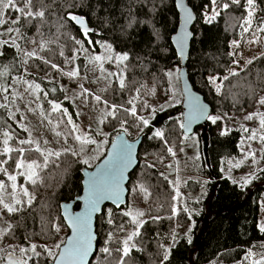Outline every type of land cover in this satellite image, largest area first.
Instances as JSON below:
<instances>
[{"label":"trees","instance_id":"1","mask_svg":"<svg viewBox=\"0 0 264 264\" xmlns=\"http://www.w3.org/2000/svg\"><path fill=\"white\" fill-rule=\"evenodd\" d=\"M68 2L78 4L79 6L72 10L77 14L85 15L89 19L90 26L96 28L98 34L93 37L95 41H106L113 45L115 52L126 51L133 57L139 56L145 61L147 71H144L135 59L130 62L133 67L129 73V79L136 82L134 86L141 83L147 86L142 92V99H146L151 107L157 109L155 118L152 119L148 111L140 110L139 103L137 105L138 114L151 119V126L148 128L137 127L132 123V118L127 117L129 122L125 125L128 129L125 133L129 139L136 140L144 136L138 156L139 164L130 175L127 206L118 210L107 205L97 218V249L105 245L107 234L112 228L107 223V209L112 210L113 219L120 223L130 219L121 215L122 210L126 211L133 206L146 212L150 211L151 215L165 217V219L156 223L149 221L144 225L140 245L143 251L134 250L128 264H160L159 244L172 248L166 264H213L216 262L235 264L247 255L249 248H252L253 252L264 250L260 247L264 245V233L258 229L261 200L264 197V172L257 174L258 178L253 179L246 187L233 183L225 170L227 160L240 154L242 135L236 129L230 131L228 135H221L223 121L230 122L232 120L230 116L233 113L242 115L253 111L257 104V96L264 94V54L253 61V64L248 65L245 71L240 72L239 76L230 77L228 81H225L220 95H216L208 80L214 75L222 77L230 69L233 63L230 43L241 38L242 29L239 22L232 21L230 27L229 23L225 22L228 13H222L221 17L214 22L207 23L204 21V12L210 9L208 0H187L197 17L192 30L193 39L187 63L189 78L194 89L202 94L205 101L211 105L212 114L218 112L226 118L215 124L208 121L206 126L199 128L197 130L199 145L194 148L188 146L187 140L184 139L183 129L179 127L183 120L181 91L179 89L178 92L180 101L170 99L171 81L164 75L166 71H178L180 68V59L172 44V37L179 27L176 1L154 0L157 5L155 15L141 17L144 20L151 19V25L142 27L131 39L123 36L119 29V24L124 21L122 12L125 10L126 0H68ZM57 3L64 5L65 0H57ZM258 4L257 17H264V0H258ZM230 11L233 17H240L243 14L242 9ZM56 12L58 15H63L60 8H57ZM11 16L15 19L17 14L12 12ZM24 23L21 19L20 24L12 26L20 27L21 32L29 38L39 39L35 27H24ZM153 25L155 28L152 27ZM154 30L160 33L158 39L150 35ZM43 31L45 39H48L55 33V28L51 29V33L47 27ZM61 32L63 35L60 36L59 46L63 47L66 56H71V50L75 45L70 37L83 39L80 29L68 22ZM19 42L29 51L35 48L40 56L52 59L64 71L73 68V65L66 64L63 57L58 55L59 46L56 44L49 45L53 49L49 52L47 49L40 51L36 45L26 41ZM2 51L4 55L0 56V70H3L4 65L9 67L11 74L8 80L10 81L12 76H23L24 69L19 63L21 57L17 55L15 49L5 46ZM101 51L103 48L97 46L94 52L97 54ZM145 53L148 55L145 56ZM14 58L15 67L12 66ZM148 60H151L150 64L147 63ZM33 64L40 65V68L32 67ZM75 64L80 67V77L78 76L77 79L59 75L38 59L28 61L27 71L32 73L29 77L36 81L39 79V84L49 93L52 87H56V99L62 101V98H65V92L60 90V85L79 82L83 84V73L86 67L88 72V62L83 56L76 60ZM48 72L54 78V83H48L46 78ZM98 76H101V73ZM106 83L104 79L101 81V84ZM177 86H180L179 82ZM149 90H154V92L149 94ZM129 95L128 90L121 92L115 84L108 91L101 93V96L111 103L125 104V106H127L126 99ZM88 102L91 106L95 108L101 106L104 110V105L97 104L91 96L88 97ZM161 103H165L164 110L158 107ZM67 106L70 113L74 114L70 100ZM220 110L225 113H221ZM120 116L123 118V113H120ZM102 126L109 135L108 145L114 135L124 132L120 124L111 118ZM157 129L165 132L168 145L153 136ZM16 146H18V141H16ZM167 146L174 148L177 153L175 157L167 153ZM181 148L183 151H180ZM102 158L103 155L97 159L95 165ZM150 164H154L155 167H147ZM169 164L172 168L167 167ZM58 165L50 164L48 169L42 173L44 185L36 186L35 189L30 188L35 191L37 198L31 209L4 217L14 224L19 222L20 226L16 229L14 237L5 238L0 243L9 244L11 242L22 246L27 244L24 237L29 236L33 243L52 247L55 243L65 240L68 229L61 215V204L69 203L82 194V170L89 167L83 164L82 159L77 160L71 155L62 157ZM176 167L182 174L179 184L180 192L183 193L192 215L189 218V215L182 211L174 219L169 220L166 217L171 215V198L175 194L173 185L169 182H174ZM160 173H164L168 179L165 180ZM4 179L6 180V177ZM184 181L187 183L185 184ZM20 182L27 183L23 179H20ZM7 183L10 185V182ZM140 184H143L151 194L147 198L139 191H131L133 187ZM78 208L79 204L76 205V209ZM41 217L49 222L44 232L41 231ZM52 220L60 225L59 233L51 231L50 222ZM173 230L177 233L178 242L175 244L171 240ZM186 233L190 236L191 243H188ZM116 235L123 237L125 234L117 233ZM37 251L43 253V248L38 247ZM115 258L116 254L113 255V261ZM52 262L50 258L42 254L40 257H34L29 264H50ZM90 264H107V262L103 259V254L96 252Z\"/></svg>","mask_w":264,"mask_h":264},{"label":"snow or ice","instance_id":"2","mask_svg":"<svg viewBox=\"0 0 264 264\" xmlns=\"http://www.w3.org/2000/svg\"><path fill=\"white\" fill-rule=\"evenodd\" d=\"M208 5H210V10L205 11L204 18L207 23L214 22L218 17H221L222 13H228L225 17V22L229 23L231 27L232 21L239 22V26L242 29L241 37L244 34L250 33L254 39L249 40L248 43H259L260 34H264V17L258 18L256 16L257 9L259 5L257 0H208ZM78 4L69 3L65 0V4L61 5L57 3V0H0V56L4 55L2 49L5 46L15 49L17 55H20V66L24 69L25 75H32L31 72L27 71L28 61L32 59H38L43 65L50 67L53 71L57 72L59 75L67 76L69 78H76L80 76V67L75 64V61L80 59L81 56L86 59L89 64L97 67L101 73V77L106 80L107 87L102 89V91H108L113 84L117 86V89L121 92L128 90L130 92L129 98L126 99L125 104L111 103L109 100L104 99L101 95H96L91 93L88 89L80 85L82 92L81 96L87 100L89 96L97 104H103L104 110L102 118L99 119L98 125H104L109 118L116 120L121 129L127 132L128 124L127 117L132 118V123L140 128H148L151 126V119L146 118L143 115L138 114V103L140 105V110L148 111L151 118L154 119L157 109L151 107L146 99H142V92L146 89V85L141 83L138 86L135 85V81L129 79V73L133 65L130 62L135 59L140 67L147 71L145 61L141 60L139 56L133 57L128 52H115L112 44L105 43L104 41H95L93 39L94 35L98 34L95 27L90 26L89 19L85 15L77 14L72 9L78 7ZM184 9L183 0H180V5ZM60 8L63 11V15H58L56 9ZM242 9L243 14L240 17H233L230 10ZM157 11V5L154 0H126L125 10L122 12L124 16V21L119 24V29L121 34L128 39L135 36L136 33L140 31L145 25H151L152 21L144 20L141 17L144 16H154ZM185 11V25L193 19L192 13L187 9ZM17 14L16 18L13 19L11 13ZM24 20V27L34 26L35 32L39 39L29 38L23 32H21L20 27H13L12 25L20 24V20ZM35 22V23H34ZM71 22L73 25L78 26L80 29L81 36L83 39H77L76 37H70L74 42L75 47L71 50V56H66L62 46H59L60 36L63 35L61 29L65 25ZM108 22L107 20L105 21ZM7 25V27H5ZM114 23V27H115ZM51 29L55 28V33L50 36V38L45 39L44 28ZM155 28V26H152ZM15 33V35H13ZM150 35L154 38H159V31L154 30ZM192 34L187 31V28L181 32L180 35L174 38L175 44L179 49V55L183 59L185 58V48L187 46L189 37ZM7 37V38H6ZM18 41H26L32 45H36L40 51L47 49L52 52L53 49L49 45L56 44L59 46L58 55L63 57L64 61L68 65H73L71 71H64V69L57 63L53 62L52 59L40 56L36 49L31 51H26ZM232 44L235 47L240 46L238 40H233ZM87 45V46H85ZM99 46L104 49L103 54H95L96 47ZM148 53H145L147 56ZM233 56L237 53L233 52ZM15 58L13 60V67H15ZM115 64L116 71H107L104 68L105 64ZM148 64L151 60L147 61ZM233 63L240 68V71H245L244 67L240 66L239 60H234ZM247 65L253 64V59H248L245 62ZM32 67L37 69L40 65L33 64ZM240 71L230 68L228 70V75L211 76L209 77V82L215 85V91L221 93L223 82L228 81L230 77L239 76ZM10 69L7 65L3 66V70H0V110H4L7 116L11 118L12 121L16 123V127L25 133H28V138H19V133L13 128L9 120L6 119L2 114H0V242L5 238L11 239L15 236L16 229L20 226L19 222L13 223L11 220H6L4 217L9 214L17 215L22 212H26L31 209L36 202V195L34 190L36 186L44 185V176L42 173L48 169L49 165L59 166L58 162L62 157L71 155L77 160H81L83 164L89 165L90 159L87 157L89 151V146H95L94 151L96 153H102V148L108 144L107 138L98 140L96 137L105 136L103 128L98 127L97 129H81V127L73 119V115L64 108L62 102H57L56 99H48L49 91H46L41 87L39 83L34 80L29 81L23 76H15L10 81L8 77L10 76ZM164 75L171 81L172 79L178 78V75H174L172 71H166ZM46 78L48 83H54V78L51 77V73H46ZM220 83H217V81ZM24 85V92L28 93L33 99H29L25 102V107L30 112L40 111L42 120L41 126L46 128L48 125H52L53 130L59 128L61 124H64L65 128L68 129L67 132L56 131L55 135L57 137H62L65 144L67 143L69 137L75 141L78 147H64L60 150L44 147L49 144L46 138L37 139L32 136V132L28 125H26L22 120L16 119V111L12 110V106L15 105L17 99L21 101L25 100V97L20 93L16 86ZM60 90L65 91L64 86L60 85ZM52 93L57 91L56 87L50 89ZM154 92V90H149V94ZM43 94L44 100L50 106V110H45L43 104L40 103L41 96ZM174 96V93H173ZM67 99V97H65ZM257 104L264 106V96H257ZM35 104L36 107L33 108L32 105ZM190 113L188 122H180L179 127L185 129V133L190 129L193 120H199L201 118H206L215 124L218 120H224L225 116H214L207 113V109L201 105L198 100L193 99L190 104ZM160 110H164V106H160ZM120 113H123V118H121ZM53 114H57L55 120L52 118ZM24 113L21 112V117H24ZM79 115V113H76ZM226 115V114H225ZM254 118L259 119V129L250 130L245 126H241V131L243 133H249L247 137H244L240 141V150L244 153L245 159L252 158L255 160L257 153L251 150V145L248 144L249 151L245 152L244 145L248 141H259L264 144V134H260L261 130H264V113L257 110L256 112L249 113L245 119L253 120ZM46 122V123H45ZM7 129V130H4ZM231 129L225 126L221 135H228ZM153 136L159 138L165 145H168V140L165 136L163 130L157 129L154 131ZM18 140V146H10V142H15ZM187 140L189 137L184 136ZM132 149L133 146L128 144L123 138L117 137V142L111 145V152L108 154L107 158L103 161L101 166L97 167V170L93 173H89V179L87 181V193L83 197H78L77 199H83L84 210L82 212L71 213L68 211V206H64V217L66 219L67 226L71 228L72 234L67 240H61L55 243L52 247L47 245H38L37 243L31 242L29 236H25L24 239L27 241L26 246L15 245L13 243L8 244V248H0V264H29V261L33 260L34 257H40L42 254L46 255L54 264H88V258L94 252L103 254V259L107 264H128V260L131 258L133 251L141 252L143 248L140 246L142 244L141 237L143 236L142 229L144 225L149 223V221L156 223L165 217L159 215H151L150 211L146 212L144 210L132 209L122 210L121 215L123 217H128L130 219L121 221L117 223L113 219V214L111 209H107V223L112 226L111 230L107 234V239L105 245L100 248H95L93 242L96 236L92 229V216L93 214L100 212L101 203L105 200L112 201L118 208L124 204L121 199V195L124 191L122 188V182L125 179V171L133 163L132 159ZM167 153L175 157L177 155L176 151L172 146H167ZM183 151V148L180 149ZM98 156H93L91 159H97ZM261 158L264 159V150L261 151ZM199 159V157H196ZM162 163L163 160L161 159ZM243 161L237 163L235 167H240ZM147 167H155L154 164L147 165ZM167 167L172 168L169 164ZM12 171H9V170ZM179 171V169H177ZM264 172V169L260 170ZM165 180L168 177L164 173H160ZM6 177V180L4 179ZM24 178L27 183H21L20 178ZM253 173H249L248 177L243 180L241 187H246L251 184L253 179H257ZM10 182V185L7 183ZM174 195L170 204L171 215L166 217L171 220L178 216L182 211L189 215L191 218L192 212L189 210L183 193L180 192L179 183L172 182ZM186 184L187 181H184ZM233 183H237L233 181ZM9 188L11 189L9 191ZM133 192L139 191L144 194L145 198L151 194L145 188L143 184L135 186L132 188ZM161 207H163L161 205ZM262 209H264V203H262ZM146 217V218H145ZM48 223L46 218L41 217V231L44 232L48 228ZM51 231L53 233H59L61 227L59 224L52 220ZM258 229L261 233H264V221L258 224ZM190 231V230H189ZM117 233H124L123 237H119ZM157 236L159 234L157 233ZM188 243H191V238L188 234H185ZM171 240L173 244L178 242L177 233L173 230L171 235ZM111 245H116L112 247ZM43 248V253L37 251V248ZM161 250V260L160 264H166L170 258L172 251L171 246H165L163 244L158 245ZM264 249V245L260 246ZM17 248L19 254H17ZM56 250H59L58 252ZM31 253V255H29ZM116 254V258L113 261V255ZM251 258V264H264V250H258L253 252L252 248H249L247 255L244 260L247 261ZM243 264V262H242Z\"/></svg>","mask_w":264,"mask_h":264},{"label":"rangeland","instance_id":"3","mask_svg":"<svg viewBox=\"0 0 264 264\" xmlns=\"http://www.w3.org/2000/svg\"><path fill=\"white\" fill-rule=\"evenodd\" d=\"M257 3H258V0H257ZM209 10L207 9L206 11H209ZM258 10H259V8L257 9V13H258ZM257 13H256V16H257ZM204 21L206 22L205 18H204ZM2 30L3 29H0V31H2ZM13 35H15V33H13ZM252 39H254V37L251 35V32H250V33L244 34V36L238 40L240 42V46L238 48L235 47L232 44V42L230 43L231 54L233 52L237 53L236 56L232 55L233 61L239 60L240 66L244 67L245 69L248 66L245 63L248 59H253V61H255L258 57H260L261 55L264 54V34H260V42L259 43H253V44L248 43V41L252 40ZM104 42L107 43L106 41H104ZM19 43L22 45L21 42H19ZM22 47L26 51H29V49L25 48L23 45H22ZM103 53H104V49H103V51H101L97 54H103ZM92 54L95 55L96 53L92 52ZM113 65L112 64H106L104 67L108 71H116L117 70L116 65L115 64H113ZM87 66H88V72H87V67H86V71H85V73H83L84 74L83 84H81L78 81L79 83H77V84L69 83L67 85H63L64 89H65V91H64L65 97H67V99L62 98L63 100L59 101L58 99H56V92L55 93H52V92L49 93L48 99H56L57 102H62L63 107L67 108L69 112H70V109L67 106V103L70 100L71 104L73 105L72 111L74 110V114H72V113L71 114L73 115V119L81 127V129H87V130L91 131V129H97L98 127L103 128V132L106 134V137L102 135V136H98L96 138L98 140H101L104 138H107V140H109V135H108L107 131L105 130V128L102 125H98L99 119L102 118L103 108L101 106H99V108H95L94 106H91L88 102V98H87V100H85V98L80 95V93L82 92L80 85H83V87L88 89L91 93H94L96 95H101L102 89L107 87L108 82L106 84H101V81L103 80V78L98 79V77H101V76H98L100 71L97 70V68H95V66H93L92 64H89V62H88ZM230 68L235 69L236 71H240V68L237 67V65H235L234 63H232ZM179 69H178V71H176V70L172 71L174 73V75H178ZM71 70L68 69V71H71ZM240 72H242V71H240ZM225 75H228V71L225 73ZM86 76H90L92 78H89ZM14 77L15 76H12V78H14ZM23 77L29 81L34 80L36 83H39V79L36 81L35 79L30 78L29 75H25V73H24ZM77 78L78 77H76V79ZM208 80H209V78H208ZM177 82H179L178 78L171 80V87L172 88L170 91V99H178L180 101V97L178 95V92H179V89L181 91V88H180V86L179 87L177 86ZM224 82H223V86H224ZM217 83H220V81L218 80ZM209 84L211 85V87L215 91V85L211 84L210 82H209ZM16 88L20 93H22L24 95L25 100L21 101L20 99H17L15 102V105L12 106V110L16 111V109L19 108V111H16V119L22 120L26 125H28V127L30 128V130L32 132L33 137H35L37 139L46 138L49 141V144L45 145L44 147L52 148V149H56V150H60L64 147H78L79 146L75 141H73L71 139V137H69L67 143L65 144L62 137H57L55 135L56 131H60V132H67L68 131V129L65 128L64 124H61L60 127L56 128L55 130H53L52 125H48L46 128H43L41 126L42 117H41L40 111L37 110L36 112H30L25 107V102L29 99H33V97L29 96L28 93L24 92V85H22V84L17 85ZM43 89H45V88H43ZM222 89H223V87H222ZM45 90L48 91L47 89H45ZM173 93H174V96H173ZM215 93H216V95L221 94V93H217L216 91H215ZM40 96H41L40 103L43 104L44 109L50 110V106L47 104V102L45 103V100H44L42 93L40 94ZM262 96H264V94ZM182 100H183V97H182ZM164 104L165 103H161L158 107H160L161 105H164ZM32 107L35 108L36 105L33 104ZM257 110L264 113V106H260V105L256 104L255 109L251 112H248L245 114L243 113L242 115H235L233 113L230 116V119H232V120H230V122H226L223 120H218L217 122L223 121L222 122V124H224L223 128L225 126H227L229 129H231V131L233 129L240 131L242 138H244V137H247L249 135V133H243L240 130L242 125L247 127L250 130L259 129V119L258 118H254L253 120H250V121L245 119V117L249 113L256 112ZM21 112H23L25 114L23 118L21 117ZM220 112L225 113L221 110H220ZM76 113H79V115H76ZM0 114H2L6 119L9 120V123H11L13 128L19 133V138H28V133H25L22 130L18 129L16 127V123L14 121H12L10 117L7 116V113L4 112V110H0ZM56 115L57 114H53L52 118L54 120H55ZM212 115L221 116L218 112L213 113ZM209 122H211V121L209 120ZM89 125H91V129H89V127H88ZM197 130L194 132L193 135L188 136L189 139H187V144L190 147L193 146L195 148L199 145L198 133H197L198 131ZM260 134H264V130H261ZM184 136H185V133H184ZM14 140H15V138H14ZM16 141H18V140H15V142L10 144V146L15 147ZM248 144L251 145V150L255 151L257 153L255 160H253L252 158L245 159L244 153H242L241 150H240L239 156L227 160V168H226L225 172L229 178H231L233 181H236L239 185H241L243 183V180L246 177H248L249 173H253L257 176V174H259L261 172L260 170L264 169V161L261 158V151L264 150V144H262L259 141V139L255 140V141H248L244 145L245 152L249 151ZM107 146H108V144L105 145L101 150L103 153V156H104V153L106 152ZM94 148H95V146H89V151L86 154L87 157L90 159V164L86 165L89 168L95 166L97 159H99L101 156L100 153H96L94 151ZM93 156H98V158L97 159H91V157H93ZM241 161H243V163L240 164V167H235V165ZM181 177H182V174L180 171H177V167H176L174 182H178L180 184V182H181L180 178ZM20 179L25 180L22 177ZM10 190L11 189L9 188V191ZM262 203H264V197L261 200V211H260L259 223L264 221V209H262ZM131 208L141 210L138 207L131 206ZM7 246H8V244L0 243V248H6L7 250L11 251V249L8 248ZM22 246H26V245H22ZM17 254H19L18 248H17ZM29 255H31V253H29ZM244 257L241 261H239L238 263H235V264H242V262H243V264H251V258L249 260L245 261ZM213 264H224V263L216 262Z\"/></svg>","mask_w":264,"mask_h":264},{"label":"water","instance_id":"4","mask_svg":"<svg viewBox=\"0 0 264 264\" xmlns=\"http://www.w3.org/2000/svg\"><path fill=\"white\" fill-rule=\"evenodd\" d=\"M175 1H176V9H177V11L179 13V27H178L177 32L172 37V44H173V47L175 48L176 53H177V55H178V57L180 59L179 83H180V88H181V94H182V97H183V102H182V106H183V122L187 123L188 119H189V113H190L189 104H190V102L193 99L198 100V102L207 109V113L210 114V115H212V108H211V105L205 101L203 95L200 94L199 92H197L194 89V87H193V85H192V83L190 81L189 73H188V69H187V63H188L189 56H190V51H191V42H192V39H193L192 30H193V27H194V25H195V23L197 21V17L195 15V12L191 8V6L188 4L187 0H183L184 9H187L188 11H190L192 13V16H193V19L190 22H188L187 25H185V11H184V9H182L179 6L180 5V0H175ZM185 27L187 28V31L189 33H191L192 35L189 37L187 46L185 48V58L182 59L180 57V55H179V49H178L177 45L175 44L174 38L176 36L180 35L181 32L185 29ZM208 121L209 120L206 119V118H201L199 120H193L192 123H191V127L187 131V133H185V129H183V133H185V135H187V136H191V135L194 134V132L198 128L206 126L208 124ZM118 136L123 138V140H125L128 144L133 146V149H132L133 163L125 171V179L122 182V188L124 189V191H123V193L121 195V199L124 201V204H122L118 208L112 201L105 200V201H103L101 203V206H100L102 210L100 212H97V213L93 214V216H92V229H93V232H94V234L96 236V239L93 242L95 248H97V238H98L97 226H96L97 225V218L103 213L104 208L107 205H110V206L115 207L118 210H121L124 207H126L127 204H128V184H129V181H130V175L134 172V170L137 168V166L139 164L138 156H139V151H140L141 144L143 143V140H144V136H140L136 140H131V139H129V137L127 136V134L125 132L117 133L116 135H114L112 137L111 142L109 143L103 158L95 166H93L92 168H87L86 167V168H83V170H82L83 191H82V194L80 196H78V197H83V196L86 195L87 187H88L87 181L89 179V173L95 172L97 170V167L101 166L103 164V161L107 158L108 154L111 152V145L113 143L117 142V137ZM204 153L206 155V147L204 148ZM77 198L75 200L69 202V203L64 202V203L61 204V215H62V218L64 219V222H65V225H66V227L68 229V235L66 236L65 240H67L68 237L71 236L72 230H71V228H69L67 226L66 219H65L64 214H63L64 213V206L67 205L68 206V211L71 212V213L82 212L84 210V207H85L84 201H83V199H77ZM77 204H79V208L78 209H76V205ZM95 253L96 252H94L92 255L89 256L88 264L91 263L92 259L95 256ZM50 264H54V261L52 263H50Z\"/></svg>","mask_w":264,"mask_h":264}]
</instances>
